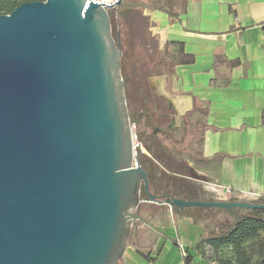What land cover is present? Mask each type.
<instances>
[{
	"label": "water",
	"instance_id": "obj_1",
	"mask_svg": "<svg viewBox=\"0 0 264 264\" xmlns=\"http://www.w3.org/2000/svg\"><path fill=\"white\" fill-rule=\"evenodd\" d=\"M114 8L46 0L0 15V264H118L133 232L148 224L145 202L264 210L151 194L148 173L133 167L143 147Z\"/></svg>",
	"mask_w": 264,
	"mask_h": 264
},
{
	"label": "crops",
	"instance_id": "obj_2",
	"mask_svg": "<svg viewBox=\"0 0 264 264\" xmlns=\"http://www.w3.org/2000/svg\"><path fill=\"white\" fill-rule=\"evenodd\" d=\"M176 11L174 21L158 10L148 14L159 48L167 45L183 61L167 59L162 75L150 78L151 92L180 128L194 98L209 104L211 129L202 145L207 161L199 167L186 160L191 176L171 175L189 180L203 199L217 200L223 189L233 191L232 201L264 199V0H188ZM141 216L148 224L133 232L121 264H219L225 247L198 244L215 219L231 223L229 215L145 202Z\"/></svg>",
	"mask_w": 264,
	"mask_h": 264
},
{
	"label": "trees",
	"instance_id": "obj_3",
	"mask_svg": "<svg viewBox=\"0 0 264 264\" xmlns=\"http://www.w3.org/2000/svg\"><path fill=\"white\" fill-rule=\"evenodd\" d=\"M36 1L46 0H0V15H9L18 6ZM115 9L122 18V26L118 29V42L122 50L121 68L125 82V94L128 106L131 107L132 100L135 98L141 97L140 102L142 103L151 100L153 94H151L149 79L162 75L161 67L167 63V59L172 65L183 62L181 53L173 57L167 45L162 50L159 48L158 38L149 32L154 23L146 13L158 10L167 13L174 21L178 12L172 8L169 0H166V4L152 9L144 8L141 0H120V4ZM167 72L170 70L167 69ZM155 110H147L148 112L145 113L148 114ZM196 113L200 114V119H193ZM208 115L209 104L199 102L194 98L193 109L182 116L181 131L175 133L173 130L156 128L155 137L167 154L189 160L200 167L207 161L203 156L202 145L205 133L211 129L207 123ZM135 124L134 122L141 144L149 149L153 157V148L148 145L152 134L147 135L143 130L140 131L139 125ZM143 155L139 154V165L148 173L151 194L160 197L161 201L167 197L215 201L214 198H201L200 190L189 185L185 178L171 175L175 173L163 165L162 168L164 167L166 171L158 170L161 167L159 161L145 155V160H143ZM144 195V199H148L145 191ZM253 203L264 204V199ZM190 210L192 208H186L181 212L186 213ZM199 210L204 214L208 212L227 214L232 218V222L225 223L215 219V227L204 233L198 248L208 246L217 251L230 247L231 255L223 253L216 258L219 264H264V210L232 209L226 211L203 208Z\"/></svg>",
	"mask_w": 264,
	"mask_h": 264
},
{
	"label": "rangeland",
	"instance_id": "obj_4",
	"mask_svg": "<svg viewBox=\"0 0 264 264\" xmlns=\"http://www.w3.org/2000/svg\"><path fill=\"white\" fill-rule=\"evenodd\" d=\"M132 1H137V0H132ZM169 3L173 9L180 10L184 4L188 3V0H169ZM164 4H166V0H141V5L144 8H149V9L157 8ZM108 12L111 18L113 36L116 42H118V36H119L118 29L120 26H122V18H120L119 13L115 8L109 10ZM150 33L152 34V32ZM149 84H150V79H149ZM151 97H152L151 100L145 101L143 103L140 102L141 97L132 100L131 107L128 106L131 122L133 123V125L134 122L138 124L140 131L143 130L144 132L147 133V135L152 134L150 135L148 145L153 148V153H154L153 157L159 161L161 167L163 165L166 168H168L172 173H175L177 175L186 176V177L189 175L191 176V172L188 170L189 166L186 160H184L183 158H175L174 156L167 154L163 149V147L161 146L157 137H155L156 128L173 130L175 133H179L181 131V128L178 126L174 112L168 107L166 102L160 97H156L154 95H151ZM154 109H156L154 112H150L148 114L145 113L148 112L147 110L153 111ZM134 128L136 132V127ZM137 138L138 141L136 142L141 143L138 136ZM142 147H143L142 154L148 156L149 158L150 157L153 158L152 154L149 152V149L146 148L144 144L142 145ZM144 149H146L148 153L145 152ZM144 155L142 157L143 160H145ZM141 196L142 198L145 197L143 187H142ZM207 214L214 216L222 215V213L217 214L216 212H209ZM223 253H225L226 255H231L232 250L225 248L223 249Z\"/></svg>",
	"mask_w": 264,
	"mask_h": 264
},
{
	"label": "built area",
	"instance_id": "obj_5",
	"mask_svg": "<svg viewBox=\"0 0 264 264\" xmlns=\"http://www.w3.org/2000/svg\"><path fill=\"white\" fill-rule=\"evenodd\" d=\"M90 1H93V2H96L98 4H107V5H114V7L116 8L117 7V2L120 1V0H90ZM105 8H107V6H104ZM138 139V138H137ZM138 141V140H137ZM139 144V142H138ZM139 163H134L133 167H139ZM217 196H218V199L217 200H223V201H232L233 198V191L230 190V189H223V191H221L220 193L217 192ZM182 256L185 258L186 257V254H185V251L182 250Z\"/></svg>",
	"mask_w": 264,
	"mask_h": 264
},
{
	"label": "flooded vegetation",
	"instance_id": "obj_6",
	"mask_svg": "<svg viewBox=\"0 0 264 264\" xmlns=\"http://www.w3.org/2000/svg\"><path fill=\"white\" fill-rule=\"evenodd\" d=\"M142 199H144V198H142Z\"/></svg>",
	"mask_w": 264,
	"mask_h": 264
}]
</instances>
